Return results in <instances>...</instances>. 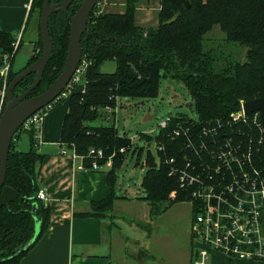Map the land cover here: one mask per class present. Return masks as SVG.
<instances>
[{
    "label": "trees",
    "instance_id": "obj_1",
    "mask_svg": "<svg viewBox=\"0 0 264 264\" xmlns=\"http://www.w3.org/2000/svg\"><path fill=\"white\" fill-rule=\"evenodd\" d=\"M65 0H51L59 4ZM101 0H98L100 2ZM142 0H125L123 13L97 14V6L91 14L86 33L81 39L83 58L91 62L86 73V91L74 92L69 98L70 111L63 130L62 143L84 158L86 168L92 165L88 157L91 148L103 149L106 158L99 161L105 165L110 156L112 167L108 181L114 188L117 172L129 153L138 152V162L143 149L137 150L127 136H120L115 124L92 126L102 117L105 108L117 109L118 101L127 99H155L159 95L163 78L180 80L188 88L193 106L200 121L228 117L240 109L242 101L264 98V0H161L159 24L144 28L137 23V8ZM186 1L190 7L186 8ZM45 0H33L27 27L33 15H37V38L28 65L20 72L11 71L9 84L22 71L33 65L43 53L40 17ZM83 0H75L66 12L53 14L49 31L53 42V54L39 86L29 96L46 92L64 70L72 17ZM215 26L225 34L226 42L247 48L244 62L219 64L218 56L207 49L206 37ZM24 33V32H23ZM23 35L20 46L23 43ZM15 37L0 31V51L12 52ZM37 50V51H36ZM116 62L117 70L104 73L102 66ZM36 75L24 79L15 89L18 97L30 87ZM62 100L53 103L57 106ZM1 105V95H0ZM7 106L4 100L2 112ZM107 115V114H106ZM177 115L179 119H188ZM173 123L160 130L157 143L165 146L158 152V165L151 152L146 165L148 170L141 184L146 196L143 198L159 212L169 202L170 194L178 190L176 178L170 176L166 160L181 158L183 140L170 136ZM24 132L30 139L31 149L21 151L17 138ZM34 129L24 127L16 134L8 160V171L0 199L5 188L12 189L16 198L0 203V264H21L25 255L46 233L50 221V208L37 198L40 190L39 176L46 156L35 147ZM151 141L150 136H145ZM125 153H120L121 149ZM186 197L180 194L178 201ZM114 192L105 200L92 202L90 211L75 213L81 217H104L113 211ZM39 227V232L37 229Z\"/></svg>",
    "mask_w": 264,
    "mask_h": 264
},
{
    "label": "built area",
    "instance_id": "obj_2",
    "mask_svg": "<svg viewBox=\"0 0 264 264\" xmlns=\"http://www.w3.org/2000/svg\"><path fill=\"white\" fill-rule=\"evenodd\" d=\"M100 4L101 1L97 8ZM21 39L19 33L11 53L0 51V80L4 84L1 109ZM90 65V61L82 58L67 89L57 100L69 99L78 86L87 85L85 77ZM53 103L31 116L24 125L25 129L36 131L35 146L41 142L43 122L53 110ZM245 103L242 101L240 109L225 118L202 122L197 117L173 123L174 117L169 116L160 125V130H166L173 123L170 136L183 140L182 157L169 158L166 164L179 186L170 199L184 195L183 202L191 204L194 212L190 228L191 264H210L213 252L264 263V124L259 112L246 114ZM114 112L110 107L105 108L107 115ZM157 150L163 152L165 146L157 143ZM125 152L124 148L120 150ZM114 156L116 153L107 161L112 164ZM74 157L79 156L74 152ZM88 157L92 159L90 169L98 170L99 161L106 155L103 149L91 148ZM37 198L48 201L47 189L41 188Z\"/></svg>",
    "mask_w": 264,
    "mask_h": 264
},
{
    "label": "crops",
    "instance_id": "obj_3",
    "mask_svg": "<svg viewBox=\"0 0 264 264\" xmlns=\"http://www.w3.org/2000/svg\"><path fill=\"white\" fill-rule=\"evenodd\" d=\"M32 2L33 0H0V31L14 37L22 33L24 38ZM35 33L33 25L30 30L31 37ZM85 91L86 86L80 85L75 93ZM3 92L4 84L0 80L1 97ZM1 110L0 105V116ZM69 111V99H64L47 114L40 133L41 142L35 146L46 156L39 176V186L48 192L49 198L44 204L50 208V221L44 236L25 255L21 264H191L190 228L193 220L188 218L186 222L180 221L181 237L171 240L163 251L151 248L152 236L143 237L132 232L134 230L132 226H139L136 220L142 219L145 225L159 228L153 242H157L159 238L160 241H168L171 239L170 234L161 233L164 227L162 219L170 218L169 220L174 221L180 219L181 215L179 212L170 213L172 209L163 212L162 207L159 212H153V207L143 199L144 197L138 199V202L124 194L118 195L117 180L114 188L108 181L111 162L107 161L98 170H91L85 167L83 158L74 157V150L61 141L64 121ZM23 134L26 133L22 132L16 139L17 147L21 151H29L30 139L28 137L27 140H22ZM120 189H124L123 184ZM113 192L116 197L113 211L104 217H81L75 214L89 212L92 202L103 201ZM125 193L128 194V191L125 190ZM15 198L16 193L5 188L0 203ZM142 202L146 205L144 216L138 213ZM119 203H128L132 206V212L122 213L121 216L115 215L114 211ZM154 214L156 218H153ZM160 222L163 227L158 225ZM174 223L180 224L177 221ZM210 264L264 263L233 259L213 252Z\"/></svg>",
    "mask_w": 264,
    "mask_h": 264
},
{
    "label": "rangeland",
    "instance_id": "obj_4",
    "mask_svg": "<svg viewBox=\"0 0 264 264\" xmlns=\"http://www.w3.org/2000/svg\"><path fill=\"white\" fill-rule=\"evenodd\" d=\"M125 9V0H101V4L96 10L99 15L104 12L123 13ZM160 10L161 0H142L138 4L136 14L138 25L147 29L157 27L159 24ZM37 19L38 16L36 14L33 15L28 24L23 43L15 56L13 65L14 72H20L23 70L28 65L30 57L34 53L35 46L32 44V41L37 38L38 34ZM33 25H35V37H31L30 35V30ZM206 45L208 50H211L218 56V62L221 65L226 64L228 61L244 62L246 59L247 48L239 46L238 44H230L226 42L225 34L221 31L219 26H215L213 31L207 35ZM116 70L117 64L114 61L105 63L101 68V71L104 73H113ZM177 115H186L190 118L198 117L188 88L180 80L168 77L163 78L161 81V88L157 98L120 99L114 114L108 116L103 114L102 117L91 123L92 126H108L115 124L120 136H127V138L135 145L134 148H138V151L143 149V154L139 162L138 152L135 155L131 152L127 156L123 166L118 170L116 184L118 195L124 194L128 198H134L135 201L146 196L141 184L148 170L146 165L148 153L151 152L155 157L156 162L159 163L160 160L156 138L160 135V125L169 116L174 117ZM108 117L111 119L108 120ZM145 136H150L152 140L148 141ZM27 139V134H23L22 140ZM121 184L124 185L123 190L120 189ZM125 190L128 191V194L125 193ZM162 208L163 212L172 209L170 210V213L174 214L179 212L181 215L179 217L180 219L174 220L180 224L174 223L173 220H169L170 218L162 219L164 227L161 222L158 223L159 226L163 227L161 233L170 234L171 239H168V241H160L159 238L157 242H153L156 237V230H159V228L145 225L142 219L136 220L137 225L139 224V226H132L134 229L132 232H136L143 237L144 235L152 236V239L150 238L151 248L163 251L166 250L167 246L172 242L171 240H177L179 236L181 237L180 221L186 222L188 218L193 220L194 212H192L190 204L178 200H172L170 198L169 202L164 204ZM136 209L138 208H135V210ZM114 212L117 216L123 215L122 213L129 214L132 212V206L128 203H119ZM138 213L143 214V216L146 214V205L143 202L138 209ZM155 215L156 214L153 215V218L157 217ZM127 220L131 221L130 219ZM144 244L146 243L144 242Z\"/></svg>",
    "mask_w": 264,
    "mask_h": 264
},
{
    "label": "water",
    "instance_id": "obj_5",
    "mask_svg": "<svg viewBox=\"0 0 264 264\" xmlns=\"http://www.w3.org/2000/svg\"><path fill=\"white\" fill-rule=\"evenodd\" d=\"M74 1L65 0L59 4H51V0H45L40 18L43 53L33 65L22 71L8 85L6 92L7 106L0 116V192L5 185L9 154L16 134L24 127L31 116L55 102L62 95L82 61L81 39L87 31L90 16L94 12L98 0H83L81 7L72 17L67 60L60 76L46 92L35 97H29L41 83L53 54L49 20L53 14L66 12ZM189 7L190 4L186 1V8ZM32 74L36 75L33 84L16 97L14 93L16 87ZM244 109L247 115L259 112L264 124V98L247 101L244 104Z\"/></svg>",
    "mask_w": 264,
    "mask_h": 264
}]
</instances>
